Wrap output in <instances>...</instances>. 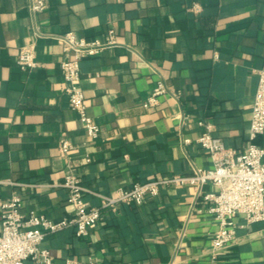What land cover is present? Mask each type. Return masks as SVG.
<instances>
[{"label":"crops","instance_id":"0c3cea01","mask_svg":"<svg viewBox=\"0 0 264 264\" xmlns=\"http://www.w3.org/2000/svg\"><path fill=\"white\" fill-rule=\"evenodd\" d=\"M46 1L33 13L31 0H0V199L16 194L24 214L70 218L74 207L60 185L68 162L102 194L210 168L196 142L199 118L227 146L247 149L257 70L264 69V0ZM111 30L115 42L81 61L87 112L101 129L93 140L66 92L62 37L73 31L105 40ZM30 44L38 65L22 70L17 55ZM161 78L180 98L163 95L146 107ZM63 135L75 145L67 156L59 150ZM256 142L264 144V134ZM203 189L220 188L208 182ZM84 198L101 203L95 193ZM210 204L194 186L168 185L143 204L103 209L86 237L67 227L41 246L52 264H264V221L237 228L236 242L215 258L211 235L219 225ZM236 221L244 223L243 215Z\"/></svg>","mask_w":264,"mask_h":264},{"label":"built area","instance_id":"2783aa9c","mask_svg":"<svg viewBox=\"0 0 264 264\" xmlns=\"http://www.w3.org/2000/svg\"><path fill=\"white\" fill-rule=\"evenodd\" d=\"M31 10L39 13L47 7L46 0H31ZM193 9H200L195 4ZM65 43L66 57L60 62L61 74L66 83L72 108L78 111L81 123L89 136L95 140L100 135V126L87 112L85 93L80 85L81 61L91 54L98 53L106 45L115 42L114 31L99 38L77 37L68 31L62 37ZM17 64L22 70H31L38 65L35 46L30 44L20 49ZM258 84L252 104V119L246 150L229 147L225 141L213 133V124L206 118L196 121L200 132L196 138L201 147L209 153L213 166L195 167L189 174H172L169 177L136 182L129 188H120L113 193H96L90 189L76 173L75 164L68 162L63 181L67 189V199L74 207L70 218L52 219L44 214L21 211L22 198L13 195L9 199H0V264H24L29 258L38 264H52L50 250L41 246L49 234L74 227L77 236L86 237L97 226L103 209L116 210L120 204H143L148 197H155L164 186L191 185L197 195L210 202L209 212L218 221V229L211 235V244L215 258L229 251L234 244L237 228L246 224L264 221V144L256 139L264 134V69L257 70ZM170 94L180 98L181 92L171 88L164 79H159L144 105L150 107L159 103L160 97ZM188 115L183 113V119ZM191 138H183L188 144ZM75 148L72 140L63 135L59 150L67 156ZM212 182L220 189L217 192H204L203 186ZM86 193L98 194L100 205H90L85 200ZM243 215L244 223H238L236 217ZM171 264H174L173 262Z\"/></svg>","mask_w":264,"mask_h":264}]
</instances>
